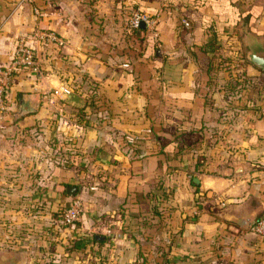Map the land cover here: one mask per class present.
I'll list each match as a JSON object with an SVG mask.
<instances>
[{"label":"crops","instance_id":"obj_1","mask_svg":"<svg viewBox=\"0 0 264 264\" xmlns=\"http://www.w3.org/2000/svg\"><path fill=\"white\" fill-rule=\"evenodd\" d=\"M138 9L156 24L131 29ZM22 40L38 71L14 74L0 114V264H264V71L247 60L264 0H0L1 65ZM25 94L40 108L15 120Z\"/></svg>","mask_w":264,"mask_h":264},{"label":"built area","instance_id":"obj_2","mask_svg":"<svg viewBox=\"0 0 264 264\" xmlns=\"http://www.w3.org/2000/svg\"><path fill=\"white\" fill-rule=\"evenodd\" d=\"M142 22L152 27L156 24V18L151 14L138 9L134 11L129 18V25L131 29H139ZM37 40L43 43L56 42L63 43V39L54 30H41L35 34ZM129 65V64H126ZM38 71V64L36 60V53L33 47L25 40L20 41L17 46L15 58L8 66L0 64V114H8L12 110V105L8 99V91L11 87L14 74L21 70ZM64 94H70L71 90L68 87H63ZM83 212V201L81 198H74L70 205L61 211L62 220L68 224H75L81 219ZM251 231L259 236H264V215L256 218L251 225Z\"/></svg>","mask_w":264,"mask_h":264},{"label":"water","instance_id":"obj_3","mask_svg":"<svg viewBox=\"0 0 264 264\" xmlns=\"http://www.w3.org/2000/svg\"><path fill=\"white\" fill-rule=\"evenodd\" d=\"M140 27L141 29H145L146 28L145 22H142ZM247 60L252 64V70L256 71L254 73H251L250 70H248V75L250 76H253L254 74L261 75L262 72L264 71V49L258 51L257 50L248 51ZM39 108H40V96L36 94L21 95L19 108L15 114V120L22 118L23 116L28 115L30 113H35L39 110ZM58 189L66 190L70 195H75L77 193V187L74 185H69V186L59 185ZM255 220L256 218L252 221V223ZM97 238L104 239V237L102 236H97Z\"/></svg>","mask_w":264,"mask_h":264},{"label":"trees","instance_id":"obj_4","mask_svg":"<svg viewBox=\"0 0 264 264\" xmlns=\"http://www.w3.org/2000/svg\"><path fill=\"white\" fill-rule=\"evenodd\" d=\"M239 56V55H238ZM240 58H242L241 56H239ZM222 63H224V61H222ZM237 64L235 66V70L236 71H231L230 69H227V71L229 72L230 76L233 77L236 82L234 83V89L232 91L237 92L240 91L244 88L247 87L248 83H249V79L245 73V71L243 70V63H240L239 61H237ZM229 67V64H228ZM223 68L226 69V66L224 65Z\"/></svg>","mask_w":264,"mask_h":264}]
</instances>
